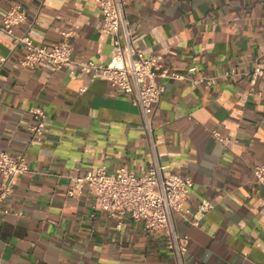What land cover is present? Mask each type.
<instances>
[{"label": "crops", "instance_id": "crops-1", "mask_svg": "<svg viewBox=\"0 0 264 264\" xmlns=\"http://www.w3.org/2000/svg\"><path fill=\"white\" fill-rule=\"evenodd\" d=\"M14 5L28 16L16 36L51 45L71 31L74 60L115 54L91 0H0V16ZM127 15L135 45L188 78L158 79L165 93L153 116L155 149L131 96L75 65L23 66L24 46L0 30V150L25 153L30 168L0 213V264H175L143 222L127 216L118 228L87 190L68 193L75 167L143 175L154 151L193 179L187 207L212 205L199 225L177 216L189 236L186 264H264V185L254 174L264 161V74L254 93L248 75L264 70V0H127ZM36 108L47 119L34 136ZM214 130L234 143L225 147Z\"/></svg>", "mask_w": 264, "mask_h": 264}, {"label": "built area", "instance_id": "built-area-1", "mask_svg": "<svg viewBox=\"0 0 264 264\" xmlns=\"http://www.w3.org/2000/svg\"><path fill=\"white\" fill-rule=\"evenodd\" d=\"M91 1L102 14L101 31L115 37V54L104 63L74 60L71 31L63 33L62 42L51 45L37 44L29 34L16 36V26L28 19L25 9L20 5L12 6L5 16H0V30L14 36L17 46H24L23 66L34 68L42 62H50L57 69H62L75 65L91 79L104 77L112 89L131 96L140 109L144 128L155 149L153 116L165 93V86L158 79L185 80L188 79L187 75L165 67L161 55L146 56L135 45L136 34L127 15V0ZM187 71L195 72L197 68L191 66ZM263 74L264 70L259 65L248 73L251 93L255 92ZM194 83H198V80ZM84 90V87L81 88L82 92ZM33 113L36 121L30 127L31 133L34 136L43 134L47 115L42 108H36ZM212 135L225 147L234 143L232 138L219 130H214ZM154 153L153 160L143 175H138L125 166L113 171L103 166L86 173L80 167H75L67 175L68 193L70 196H79L87 190L94 198L95 208L116 219L118 228H122L127 216L143 222L147 231L163 237L167 249L173 254L175 264H186L189 236L180 234L177 216L192 225H199L212 205L203 201L197 211L187 207L194 185L193 179L174 172L170 165L161 162L156 151ZM29 171L25 153L13 155L0 150V213H8L3 205L14 193L21 175ZM254 174L257 182L264 185V161L254 168Z\"/></svg>", "mask_w": 264, "mask_h": 264}]
</instances>
